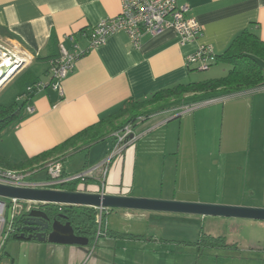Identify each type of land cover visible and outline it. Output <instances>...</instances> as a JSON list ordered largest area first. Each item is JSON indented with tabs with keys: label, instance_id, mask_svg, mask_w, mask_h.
Wrapping results in <instances>:
<instances>
[{
	"label": "crops",
	"instance_id": "0c3cea01",
	"mask_svg": "<svg viewBox=\"0 0 264 264\" xmlns=\"http://www.w3.org/2000/svg\"><path fill=\"white\" fill-rule=\"evenodd\" d=\"M179 4H186L189 15L201 26L202 34L194 42L181 46L169 29L143 37L138 48L122 32L89 48V31L101 20L117 16L120 0H0V46L16 51L23 61L17 75L22 77L17 98L25 103L20 118L0 133V158L27 164L51 153L39 171L29 173L31 183L44 182L29 178L40 173L46 178L45 164L56 161L65 177L91 172L85 178L88 184H79L76 191L187 202L186 196L203 190L210 196L220 192L224 199L239 200L218 202L224 206L264 209V87L212 103L200 102L188 112L169 108L153 113L136 122L115 155L113 134L91 145L76 139L72 147L54 151L96 127L126 101L141 102L178 84L225 76L230 67L224 64L206 72L186 66V57L199 46H208L220 56L244 31L264 43V0H180ZM71 35L74 43L68 39ZM51 37L57 40V50ZM73 44L85 54L63 80L60 93L52 87V59L47 58L60 56L61 49L70 51ZM11 82L12 78L0 91ZM28 107L32 112H27ZM177 192L181 196L173 195ZM213 200L198 201L217 203ZM155 213L112 210L107 218L110 233L144 235L151 240L102 238L94 261L159 264L160 245L154 246L158 238L146 231L170 219L159 215L171 214ZM215 224L220 226V222ZM87 251V247L18 238L6 243L0 262L6 257L8 264H19L22 257L25 264H81ZM250 255L256 258L252 264H261L260 255Z\"/></svg>",
	"mask_w": 264,
	"mask_h": 264
},
{
	"label": "trees",
	"instance_id": "16d2710c",
	"mask_svg": "<svg viewBox=\"0 0 264 264\" xmlns=\"http://www.w3.org/2000/svg\"><path fill=\"white\" fill-rule=\"evenodd\" d=\"M50 43L57 50V40L54 37L50 38ZM57 55L47 58L48 60L52 59L50 67L51 63L59 58ZM216 64L227 65L230 70L223 77L178 84L171 88L160 90L141 102L126 101L116 113L101 120L96 127L93 126L75 135L72 139L58 146L54 151L72 147V141L76 139L83 138L85 145H91L109 134L115 135L125 126H130L132 130L138 120H142L160 110L180 108L183 111L184 108L193 107L200 102L218 98H231L235 95L264 87V43L249 31H244L237 36L222 55H215V63L212 66ZM24 106L25 103L20 105L18 103L10 105L0 103V133L20 118ZM50 155L51 153L41 154L31 159L27 164H11L0 158V167L7 170L27 171L31 174L34 171H39L43 166L40 163L45 161ZM81 183L87 185L88 179L83 180V182L77 179L67 184L56 186L53 189L76 191V187ZM42 207L47 208V211H50L53 215L61 214L63 216L62 220L65 223H70L76 236L88 240V247L95 243L96 226L94 224L93 208L64 205H43ZM19 221L18 217L12 221L14 230L9 234L3 249L7 242L19 238L21 232L18 229ZM106 237L130 241L151 240V238L144 235L112 234L107 229L104 238ZM192 245L198 248L222 251H228L236 247L235 245H228L224 237H215L210 234H201L200 238Z\"/></svg>",
	"mask_w": 264,
	"mask_h": 264
},
{
	"label": "built area",
	"instance_id": "2783aa9c",
	"mask_svg": "<svg viewBox=\"0 0 264 264\" xmlns=\"http://www.w3.org/2000/svg\"><path fill=\"white\" fill-rule=\"evenodd\" d=\"M179 1L120 0L119 14L115 17L101 20L89 31V48L102 45L108 36L119 32L127 35L133 48H138L143 37L158 36L169 29L176 33L181 46L194 42L202 34L201 26L194 17L189 15V7L186 4H179ZM68 39L74 43L73 35L69 36ZM84 54L85 52L81 51L76 44H73L70 51L61 49L59 58L52 62L50 67L52 87L55 90L61 93L63 80L73 72L76 61ZM214 63L215 54L208 46H199L195 53L185 59L186 66L193 68L197 72L208 71ZM31 90L32 87H29L28 91ZM214 101L216 100L208 101V103ZM194 107L184 108L183 111H191ZM27 112H32V109L28 107ZM131 132V127L125 126L114 135L116 146L113 155L120 153L119 147L125 144ZM108 162L109 160H107ZM44 169L47 179L41 183H31L27 181L30 175L28 172L7 170L0 167V185L12 188L53 189L56 186L67 184L77 179L84 180L91 173L86 172L73 177L62 176V167L56 161L45 164ZM89 193L106 194L103 190ZM43 205L42 203L0 198V253L9 234L14 230L12 225L14 218L18 217L23 211L40 209ZM92 208L96 226L95 241H97L106 233L107 216L110 214L111 209L103 207ZM7 209H11L9 221L6 220Z\"/></svg>",
	"mask_w": 264,
	"mask_h": 264
},
{
	"label": "rangeland",
	"instance_id": "374dc122",
	"mask_svg": "<svg viewBox=\"0 0 264 264\" xmlns=\"http://www.w3.org/2000/svg\"><path fill=\"white\" fill-rule=\"evenodd\" d=\"M3 48L0 46V90L8 80L12 78V82L4 91H0V103L4 105H10L13 103L21 104V101L17 98L20 88L21 76H17L22 70L23 61L16 51ZM21 77V78H20ZM22 81V80H21ZM34 173V172H32ZM44 174H33L29 180L33 182H40L45 180ZM259 184V183H258ZM259 186H257L258 189ZM167 194H171L169 190L165 189ZM226 190L224 191V193ZM181 196L178 192L173 194ZM226 195V194H224ZM190 203L212 204V205H224L218 204L220 201H226L229 203L239 202L234 198H222V194L219 192L217 196H210L208 192H201L186 196ZM214 199V200H213ZM224 199V200H223ZM163 200V199H161ZM198 200L205 201H217V203L200 202ZM7 201V200H6ZM247 200L244 199V202ZM237 207V206H235ZM244 207V206H238ZM157 215L162 213H155ZM109 216V215H108ZM107 216V218H108ZM168 216L170 219L162 220L163 223L154 225L147 228L148 236H155L158 239L154 242V246L159 247L160 261L159 264H252L256 263V258L251 257L250 254L260 255L258 263L264 264V223L249 220H236L231 223L230 221H215L213 217H200L191 215H159ZM206 218V219H205ZM205 219V220H204ZM227 220V219H226ZM215 222H220V226H217ZM214 223V224H212ZM232 224L237 226L232 229ZM216 226L213 228V226ZM211 229V230H210ZM145 230V228H143ZM210 230V231H209ZM209 234L215 237L223 236L226 238L228 245L236 244L235 250L225 251L211 250L198 248L193 246L201 236V234ZM101 240V239H100ZM99 245H93L89 249L86 259L81 264H97L95 255L97 254ZM152 248V246L150 247ZM163 248V249H162ZM97 250V251H95ZM167 251V254H163V251ZM221 251V252H220ZM259 252V253H258ZM250 255V256H249ZM165 256V257H164ZM21 257V256H20ZM226 258V259H225ZM0 264H8L7 258L3 257ZM19 264H25L24 260L19 258ZM61 264V263H60ZM98 264H107L103 260Z\"/></svg>",
	"mask_w": 264,
	"mask_h": 264
},
{
	"label": "water",
	"instance_id": "95a60500",
	"mask_svg": "<svg viewBox=\"0 0 264 264\" xmlns=\"http://www.w3.org/2000/svg\"><path fill=\"white\" fill-rule=\"evenodd\" d=\"M0 198L16 199L44 205L103 207L111 210L143 211L191 215L224 219L264 222L263 208L190 203L173 200L144 199L130 196L93 194L58 189L12 188L0 185ZM11 209L7 210L9 221ZM19 238L39 243L86 247L88 240L76 236L69 222L63 223L61 214L53 215L43 209H32L19 214ZM27 233V234H26Z\"/></svg>",
	"mask_w": 264,
	"mask_h": 264
},
{
	"label": "flooded vegetation",
	"instance_id": "af4514ba",
	"mask_svg": "<svg viewBox=\"0 0 264 264\" xmlns=\"http://www.w3.org/2000/svg\"><path fill=\"white\" fill-rule=\"evenodd\" d=\"M63 223H65L62 219H60ZM19 225H20V223L18 224V228H19ZM22 232V231H21ZM20 232V233H21ZM27 234V233H26ZM102 238H104V236H102V237H100L97 241H95V243L93 244V245H96L97 246V243H98V241L100 240V239H102ZM93 245H91V247L93 246ZM232 245H236V244H232ZM87 247V253L89 254V249L91 248V247H88V246H86ZM235 249L237 248V247H234ZM235 249H231V250H235ZM228 251H230V250H228ZM259 253V252H258Z\"/></svg>",
	"mask_w": 264,
	"mask_h": 264
}]
</instances>
